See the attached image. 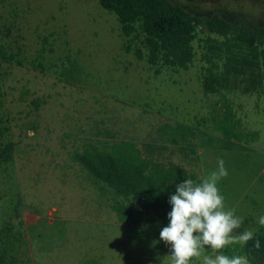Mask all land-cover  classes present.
Returning a JSON list of instances; mask_svg holds the SVG:
<instances>
[{
	"label": "rangeland",
	"instance_id": "rangeland-1",
	"mask_svg": "<svg viewBox=\"0 0 264 264\" xmlns=\"http://www.w3.org/2000/svg\"><path fill=\"white\" fill-rule=\"evenodd\" d=\"M172 1L206 14L264 16V0ZM126 43L99 0H0V148L12 145V158L0 162V232L13 264H165L166 224L74 159L86 143L130 140L145 158L173 161L201 179L221 158L228 174L218 187L243 219L233 235L260 226L264 46L196 26L195 55L183 69L152 65ZM228 105L237 128L258 137L223 149L217 122ZM177 124L194 136L173 141L163 127ZM116 200L129 204L131 218H119ZM241 245L221 251L241 255Z\"/></svg>",
	"mask_w": 264,
	"mask_h": 264
},
{
	"label": "trees",
	"instance_id": "trees-1",
	"mask_svg": "<svg viewBox=\"0 0 264 264\" xmlns=\"http://www.w3.org/2000/svg\"><path fill=\"white\" fill-rule=\"evenodd\" d=\"M107 11L116 14L126 51H133L139 59L146 57L152 64L163 63L187 69L193 61L195 51L193 40L196 26L210 33L232 35L241 44L264 46V16L257 17L246 12H194L172 0H99ZM140 39L143 47L136 45ZM143 48L146 49V53ZM223 135V149H232L236 142L255 140L257 131H241L234 121L231 107L217 122ZM163 130L173 141L194 136V131L186 124L164 126ZM12 145L0 148V162L12 158ZM74 159L82 164L97 180L113 189L116 196L139 205L145 210H154L167 224V202L169 192L184 178L198 182L201 178L185 167L169 161L145 158L140 149L130 140H122L108 147L86 143L82 150L75 152ZM116 200L113 209L119 218L132 217L129 204ZM259 239L260 247H255L250 239L242 244L239 254L246 255L250 264H264V226L254 232L253 239ZM226 255H234L227 247ZM14 258L7 249V242L0 232V264H13ZM17 262V260H16Z\"/></svg>",
	"mask_w": 264,
	"mask_h": 264
},
{
	"label": "clouds",
	"instance_id": "clouds-1",
	"mask_svg": "<svg viewBox=\"0 0 264 264\" xmlns=\"http://www.w3.org/2000/svg\"><path fill=\"white\" fill-rule=\"evenodd\" d=\"M216 165L198 182L184 178L169 192L168 222L159 230V239L169 249L165 264H250L246 255L229 256L221 249L236 241L244 244L250 239L255 247H260L259 239H253L250 229L243 228L238 235H233L241 228L243 219L225 206L218 181L228 170L221 158ZM257 223L264 225V214L257 217ZM205 249H211V254H204Z\"/></svg>",
	"mask_w": 264,
	"mask_h": 264
}]
</instances>
